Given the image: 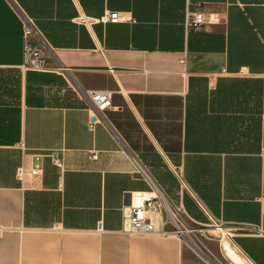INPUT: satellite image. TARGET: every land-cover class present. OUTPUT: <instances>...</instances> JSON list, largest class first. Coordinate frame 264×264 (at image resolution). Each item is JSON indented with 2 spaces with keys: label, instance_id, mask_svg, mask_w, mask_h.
Listing matches in <instances>:
<instances>
[{
  "label": "crops",
  "instance_id": "0c3cea01",
  "mask_svg": "<svg viewBox=\"0 0 264 264\" xmlns=\"http://www.w3.org/2000/svg\"><path fill=\"white\" fill-rule=\"evenodd\" d=\"M20 10L69 72L23 68ZM198 10L220 22L189 29ZM88 90L112 94L93 129ZM156 195L166 233L125 231ZM163 196L227 230L233 264H264V0H0V264H210Z\"/></svg>",
  "mask_w": 264,
  "mask_h": 264
},
{
  "label": "built area",
  "instance_id": "2783aa9c",
  "mask_svg": "<svg viewBox=\"0 0 264 264\" xmlns=\"http://www.w3.org/2000/svg\"><path fill=\"white\" fill-rule=\"evenodd\" d=\"M20 18L23 24V37H24V63L23 68L33 71H46L56 70L61 73L69 72V67L57 62L55 66L51 65L52 56L47 51L45 45H43V35L39 31L33 18L28 16L23 10H20ZM123 20L122 12L117 10H106L100 17L94 18L95 22L100 23H117ZM220 22V16L218 13L206 14L202 10H198L188 16L187 26L189 29H200L206 23L215 24ZM40 39V40H39ZM42 40V41H41ZM185 62V60H183ZM86 94L93 103L95 109L93 113V119L90 123V128L93 129V124L105 116V110L111 106L112 94L107 90H88ZM54 162L56 166L63 169V162L60 159L55 158ZM27 176H33L36 178L42 177V166L35 164L31 168L20 166L17 170V178L24 181ZM143 194H138L141 197ZM144 197V196H143ZM154 197L143 198L141 203H135V200L129 205L123 208V228L127 232H135L141 235L166 233L164 227L158 229L154 222L148 216V210L151 206ZM163 202L160 201L159 207L162 208ZM178 211L186 217L181 207L177 206ZM174 212V211H173ZM168 221H165V223ZM180 226V225H179ZM181 227V226H180ZM183 233L181 228L175 233L177 236H181Z\"/></svg>",
  "mask_w": 264,
  "mask_h": 264
},
{
  "label": "rangeland",
  "instance_id": "374dc122",
  "mask_svg": "<svg viewBox=\"0 0 264 264\" xmlns=\"http://www.w3.org/2000/svg\"><path fill=\"white\" fill-rule=\"evenodd\" d=\"M167 200L172 210L176 214L174 215L175 220L178 222L181 228H184L187 231L185 234H180V238H182V240L185 242L187 248L194 250V248L187 241L189 240L199 247L204 253L209 255L217 264H233V262L228 258L224 247L225 242L231 243L227 230L223 231L220 228L217 229V224L214 223L210 224L209 226L195 225L178 211L176 205L170 202L168 198ZM167 211L165 210L164 214L165 219L169 224V231L170 233H176L179 230V227L176 226V221H174V217L171 216L172 214L170 211H168L170 215Z\"/></svg>",
  "mask_w": 264,
  "mask_h": 264
},
{
  "label": "water",
  "instance_id": "95a60500",
  "mask_svg": "<svg viewBox=\"0 0 264 264\" xmlns=\"http://www.w3.org/2000/svg\"><path fill=\"white\" fill-rule=\"evenodd\" d=\"M189 244L194 248V250L202 257L204 258L207 262L210 264H217L209 255L204 253L199 247H197L195 244H193L191 241L187 240Z\"/></svg>",
  "mask_w": 264,
  "mask_h": 264
},
{
  "label": "bare ground",
  "instance_id": "6f19581e",
  "mask_svg": "<svg viewBox=\"0 0 264 264\" xmlns=\"http://www.w3.org/2000/svg\"><path fill=\"white\" fill-rule=\"evenodd\" d=\"M162 200H163V205H164L166 211H167V209H168V211H170V213L172 214L171 216L174 217V215H176V214H175V212H173L171 206H169V203H168V201L166 200V198H165L164 196L162 197ZM168 211H167V212H168ZM168 214H169V212H168ZM169 215H170V214H169ZM174 221H176V220H175V217H174ZM175 224H176V226H178L179 228H181V227L179 226V224H178L177 221H176ZM217 229H218V228H217ZM181 230H182V232H183L184 234L187 233L186 229L181 228Z\"/></svg>",
  "mask_w": 264,
  "mask_h": 264
}]
</instances>
